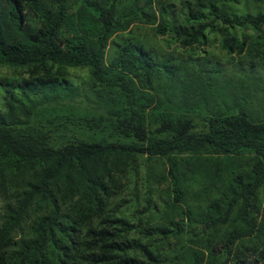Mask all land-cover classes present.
I'll list each match as a JSON object with an SVG mask.
<instances>
[{"label": "trees", "instance_id": "1", "mask_svg": "<svg viewBox=\"0 0 264 264\" xmlns=\"http://www.w3.org/2000/svg\"><path fill=\"white\" fill-rule=\"evenodd\" d=\"M135 24L264 60V0H0V264H264V68L109 49Z\"/></svg>", "mask_w": 264, "mask_h": 264}, {"label": "rangeland", "instance_id": "2", "mask_svg": "<svg viewBox=\"0 0 264 264\" xmlns=\"http://www.w3.org/2000/svg\"><path fill=\"white\" fill-rule=\"evenodd\" d=\"M174 7L172 10H179V7L176 4H173ZM222 27V26H218ZM153 26L148 25H139L135 24L130 26L128 33H123L115 36L112 38L109 49L114 46V42L118 43L120 39L124 37L131 36L134 39H137L144 43V45L155 49L156 51H161L168 55L173 56H181L183 58H188V56L200 57V58H207L208 65L215 67L217 70L223 71L225 76L229 74L231 70H239L242 71H251L254 72L255 68L262 67L264 68V60L257 61L258 58L255 57H246L243 60H239L240 57H245V52L240 55L237 54L236 50H227L224 47L219 45V40L221 39V34L216 33V35L212 38L210 42H207L203 45H197L191 51L181 50L178 49L175 45L165 46L161 39L156 38L153 36L151 29ZM232 32V33H231ZM240 32L245 34L246 31H233L229 30L230 34H235L236 37L239 36ZM264 50L260 52L263 54ZM195 64H193L194 66ZM72 79L74 80L73 83L78 85L81 90H84L89 84L87 81L86 73L82 69H73L69 71ZM14 72L11 69L6 67H0V79H10L14 78ZM254 78V77H252ZM18 79V78H16ZM1 96V91H0ZM84 104L79 100H75L74 102L63 104L61 107L55 106L54 108L49 107L48 109L42 108L39 109L36 113L35 117L32 120V125L36 127L46 126V128H53L56 127L58 124H61L63 121L69 122V119H74L75 115L78 116L84 109ZM73 116V117H72ZM67 129L71 127L67 124ZM63 134H67V131H63ZM157 173L161 171V167L157 165L154 170ZM158 177L156 176L154 179L149 181L150 185L148 189H150V193L152 194V199L158 200L164 197V187L163 183H158ZM144 192H140L138 194L139 199L144 197ZM0 208H1V199H0Z\"/></svg>", "mask_w": 264, "mask_h": 264}]
</instances>
